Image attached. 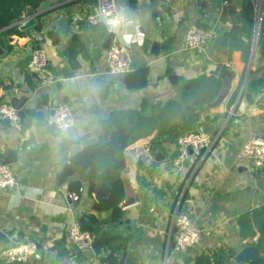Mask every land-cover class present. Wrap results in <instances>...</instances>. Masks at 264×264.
<instances>
[{
    "label": "crops",
    "instance_id": "0c3cea01",
    "mask_svg": "<svg viewBox=\"0 0 264 264\" xmlns=\"http://www.w3.org/2000/svg\"><path fill=\"white\" fill-rule=\"evenodd\" d=\"M95 4L96 0L53 2L34 16V25L24 30L14 25L22 33L7 35L0 43V104L22 101V129H15L0 116V162L9 150L17 156L7 164L16 187L0 191V251L32 241L39 253L33 259L42 264H104L101 258L110 252L117 264H195L201 254L221 250L236 254L252 246L259 232L255 229L253 237H242L238 217L264 209V168L255 167L240 150L250 135L264 137V77L262 70L251 68L242 89L253 27L242 19L241 7L233 0L224 7L221 0H118L116 15L91 25L86 17ZM113 20H119L115 29L109 23ZM189 23L213 30L200 50H185ZM109 31L112 41L129 48L131 69L148 68L145 87L129 90L125 75L107 72L102 44ZM155 43L157 54L152 53ZM257 45L264 47V38ZM36 47L47 56L42 74L27 68L28 49ZM220 66L235 73L223 101L217 106L185 105L192 123L189 129H202L203 122L213 126L207 131L214 139L211 147L199 155L189 152L183 169L177 171L173 159L180 132L157 138L153 132L131 142L122 154L120 220L104 222L109 211L94 208L109 192L97 199L96 182L90 194V173L88 179L85 172L82 175L80 194L68 188L69 180L78 174L59 182L60 171L74 153L108 136L103 135L100 124L111 110L138 109L143 101L152 104L178 98L182 79L213 75L220 81V90L216 72ZM50 83L55 85L54 91ZM244 92L255 97L253 104L247 103ZM60 104L68 105L74 118L67 136L49 119ZM219 115L222 126L216 128ZM28 141L33 148L26 151ZM70 193L77 199H71ZM175 211L186 212L201 229L195 247L174 250ZM89 214L102 220L98 234L91 233L94 241L100 236L103 239L97 250L92 246L79 250L68 238L69 226L72 220ZM114 236L123 237L124 245L118 240L104 244Z\"/></svg>",
    "mask_w": 264,
    "mask_h": 264
},
{
    "label": "trees",
    "instance_id": "16d2710c",
    "mask_svg": "<svg viewBox=\"0 0 264 264\" xmlns=\"http://www.w3.org/2000/svg\"><path fill=\"white\" fill-rule=\"evenodd\" d=\"M44 0H0V43L7 35L21 34L16 26H10L20 20L28 6L37 8ZM241 17L253 27V0H244L241 6ZM39 27V26H36ZM251 40V38H250ZM248 52L246 51V58ZM247 60V59H246ZM148 68L142 66L132 69L125 75V84L129 90H139L147 85ZM183 85L178 98L164 102L148 103L143 101L140 108H124L111 110L101 121L100 127L108 132V136L100 141L85 146L74 153L65 163L58 175L59 182H63L74 174L78 178L69 180V191L80 194L81 178L89 171V188L91 194L96 182H107L110 186L106 197L96 201L93 206L97 210H108L109 214L104 222H116L123 216L120 202L124 197V181L120 176L123 150L134 140L146 137L155 132V138L167 137L175 132H182L192 123L186 115L185 105L209 104L218 95L220 81L216 76H200L198 78L182 79ZM178 119V120H176ZM176 120V121H175ZM80 228L93 234H98L100 221L94 215H84L78 218ZM240 234L242 237H253L255 229L259 232L256 246L257 256L246 262H235L233 250L214 252L211 255L201 254L195 264H264V209H253L238 217ZM118 240L124 245L123 237H111L104 244ZM104 264H117L112 252L101 258ZM0 264H42L40 259L4 262Z\"/></svg>",
    "mask_w": 264,
    "mask_h": 264
},
{
    "label": "built area",
    "instance_id": "2783aa9c",
    "mask_svg": "<svg viewBox=\"0 0 264 264\" xmlns=\"http://www.w3.org/2000/svg\"><path fill=\"white\" fill-rule=\"evenodd\" d=\"M231 0H221V7L230 3ZM119 9L118 0H96L92 12L87 14V21L91 25L117 14ZM253 30L251 36V48L257 46L261 34L264 32V0H253ZM228 25H231L227 22ZM212 29H205L196 23H189L184 33V47L187 51H197L202 49L208 39L212 36ZM107 72L114 75H126L130 72L131 61L129 48L119 41H112L106 49ZM27 68L35 73H45L47 68V56L45 51L36 47L33 49L27 62ZM0 116L17 130L22 129V121L19 110L10 102L0 104ZM65 116L71 120L74 126V118L68 105H57L51 112L50 122L58 129L57 120ZM59 130V129H58ZM214 139L210 132L200 129H189L182 131L176 138V155L173 164L177 171H181L185 162L189 158V151L199 155L201 151L209 149ZM240 153L242 156L251 158L255 167L264 168V137L250 135L242 144ZM16 179L9 165L0 162V191L11 190L16 187ZM69 197L77 199L75 193H70ZM173 226L176 230L174 238V250L183 251L187 248L195 247L201 239V229L184 211H175L173 215ZM70 242L79 250L89 248L95 237L88 231L80 228L77 219L72 220L68 230ZM37 252L36 243L21 242L9 246L0 251V258L6 262L24 261L33 253Z\"/></svg>",
    "mask_w": 264,
    "mask_h": 264
},
{
    "label": "water",
    "instance_id": "95a60500",
    "mask_svg": "<svg viewBox=\"0 0 264 264\" xmlns=\"http://www.w3.org/2000/svg\"><path fill=\"white\" fill-rule=\"evenodd\" d=\"M58 1H62V0H55V1L54 0H44L40 3V5L37 8H33V7L28 6L26 8V10L24 11V13L22 14L20 20L14 22L10 26L17 25L18 28L21 30H24V29L31 27L35 23V18H34L35 15L40 14L45 9L49 8L53 2H58ZM242 1L243 0H233V3L239 8L242 5ZM38 38L42 39L41 35H38ZM112 38H113V32L109 31L106 38L104 39V43L102 44V48L107 49L109 47L111 41H112ZM261 38H264V33L261 34ZM28 51L31 54L33 49L29 48ZM1 53H2V49H0V54ZM152 53H154V54L158 53V45L156 43L152 47ZM251 64H253V67H251ZM263 66H264V47L261 45H257L255 47L253 45L251 53H250L249 62H248L247 73L243 79L244 81L242 83V89L244 86V82L247 78L248 72L250 71L251 68L253 70H262L260 72V75L264 77ZM216 72L218 73V77L221 79V87H220L219 93L216 96V98L214 99V101L210 103L211 106H217L228 95V93L230 92V88H231V81L235 77L234 71L227 69L225 66L217 67ZM50 88L52 91H54L55 85L53 83H50ZM242 89H241V91H242ZM244 98L246 99L247 103H249V104L254 103L255 97L251 94V92H244ZM21 103H22V101L16 102L15 100H13L12 104L15 108H17L19 110ZM221 118H222V116L219 115L218 119L220 121H219V123H216L214 125L216 128H220L222 126ZM207 124H208L207 122H203V124H202V130L203 131H208L213 127V126L208 127ZM103 135L107 136L108 133L106 131H104ZM31 148H33L32 141L31 142L28 141L25 150L29 151ZM189 152H192V150L190 149ZM156 157H157V159L159 158L158 153H157ZM16 159H17L16 152L13 150H9V151H7V155L2 159L1 162L4 164H9V163L14 162ZM88 175H89V171L87 170L85 172L84 178L88 179ZM98 184L99 185L96 186V188H95V190H96L95 197L97 199L100 197L106 196L107 193L109 192V187L107 184H105L103 182L102 183L99 182ZM102 239H103V237L100 236L92 243L91 246H92L93 250H97V247L100 244V242L102 241ZM187 249H189V248H187ZM258 253H259V250L256 246H245L234 255V261L237 263L246 262L247 260L257 256ZM38 256H39V253L35 252L29 257V259H33V258L38 257Z\"/></svg>",
    "mask_w": 264,
    "mask_h": 264
},
{
    "label": "clouds",
    "instance_id": "9594fccd",
    "mask_svg": "<svg viewBox=\"0 0 264 264\" xmlns=\"http://www.w3.org/2000/svg\"><path fill=\"white\" fill-rule=\"evenodd\" d=\"M111 27L113 29H115L118 24H119V20H113V21H109ZM57 127L59 129V131L64 135V136H67L68 133L71 131L73 125H72V122L70 119H68L67 117L65 116H61L59 118V120H57Z\"/></svg>",
    "mask_w": 264,
    "mask_h": 264
},
{
    "label": "rangeland",
    "instance_id": "374dc122",
    "mask_svg": "<svg viewBox=\"0 0 264 264\" xmlns=\"http://www.w3.org/2000/svg\"><path fill=\"white\" fill-rule=\"evenodd\" d=\"M263 33H264V32H263ZM260 38H261V36H260ZM260 38H259V39H260Z\"/></svg>",
    "mask_w": 264,
    "mask_h": 264
}]
</instances>
